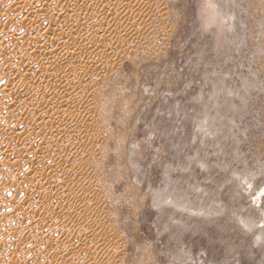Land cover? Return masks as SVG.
<instances>
[{
    "label": "rangeland",
    "instance_id": "rangeland-1",
    "mask_svg": "<svg viewBox=\"0 0 264 264\" xmlns=\"http://www.w3.org/2000/svg\"><path fill=\"white\" fill-rule=\"evenodd\" d=\"M127 1L0 0V264H264V0ZM94 39L104 52L70 65ZM92 65L78 121L50 142L67 118L44 108L77 91L55 79ZM64 146L82 157L72 174L60 159L43 171L46 157L31 169ZM50 186L61 193L37 194ZM44 209L62 221L29 235L54 220Z\"/></svg>",
    "mask_w": 264,
    "mask_h": 264
},
{
    "label": "bare ground",
    "instance_id": "bare-ground-1",
    "mask_svg": "<svg viewBox=\"0 0 264 264\" xmlns=\"http://www.w3.org/2000/svg\"><path fill=\"white\" fill-rule=\"evenodd\" d=\"M101 1H104V0H101ZM127 2H129V0L127 1ZM68 8H70V10L72 11V12H74L75 13V15H77V16H79V15H84L86 18H91V20H92V22H91V24L93 25V26H95L97 23H101L100 21H101V17H100V15H95V13L94 12H90V11H88V10H86V9H82V8H77V7H75V6H68ZM8 12V11H7ZM6 12V13H7ZM142 12V11H141ZM140 14V13H139ZM67 19L69 20L70 19V17L68 16L67 17ZM111 28H113V30H114V35L115 34H118L117 35V38L118 37H120V36H122L124 33H122V31H121V29L119 30V29H117V27H116V25H114V24H111ZM7 28H5V30H6ZM8 29H9V27H8ZM8 29H7V31H8ZM3 30V32L4 33H6L5 31H4V29H2ZM125 35V34H124ZM67 36V33L66 32H62L61 33V37L62 38H64V37H66ZM120 40V39H119ZM88 41V39L86 38V35L85 34H83V33H81V34H78V35H76V36H72V37H70L69 39H66V40H64V41H62V46H63V50L64 49H69V47H70V45H71V43L72 42H87ZM88 44H89V46H90V48H84L83 46H79V47H77L76 49H74L72 52H71V56H72V61L70 62V65H75L77 62H78V58L80 57V56H84L85 54H87V53H94V52H96L97 54L98 53H100V52H102V48H104V47H106V45H107V42L104 40V39H94V40H91V41H89L88 42ZM99 48H101V50H99ZM104 52V51H103ZM102 52V53H103ZM102 53H100V54H102ZM19 57L20 56H22V54H20V55H18ZM17 56V57H18ZM30 56L32 57V59H31V57H28L27 58V67L29 66H31L33 63H34V61L36 60V59H38L39 57H40V52L39 51H37V50H33V52L32 53H30ZM36 58V59H35ZM4 61V60H3ZM4 63V62H3ZM11 66V65H10ZM13 66V68H12V70L14 69V67L16 68V69H18V67H17V65L16 64H14V65H12ZM11 66V67H12ZM103 66V65H102ZM101 66V67H102ZM58 67L59 68H61L62 67V65H58ZM100 66H96V65H92V66H89L87 69V71L86 72H82V73H79V72H77V73H74V74H70L68 77H64V76H60L59 78H57V79H55V82H56V84H57V86H58V84H59V87L64 83V82H66V79L68 78H73V79H76V83H77V91H76V93H74L73 94V92L71 93L72 94V96L70 97V98H68L69 100H67L66 102H67V104H66V109H64V110H61V109H55V108H53V107H48V106H46L45 108H44V114L45 115H47V116H51V115H54V116H57V117H66L67 119H66V121H63L62 119H64V118H62L61 120V122H59L58 124H57V126L55 127V129L50 133V135H49V140H50V142L51 141H53V139H55L57 136H58V134H60L61 132H62V130L65 128V127H68V125H69V120L72 118V117H74L75 119H72V120H77L78 121V119H79V113L77 112V110H75V107H76V104L77 103H79V101H80V99H81V96H82V88L84 87V84L88 81V80H93V78H98L101 74V68ZM15 69V71H17ZM89 69H90V71H89ZM32 79H34V78H32ZM33 81V80H32ZM30 82V81H29ZM32 84H34V82H32ZM32 86V85H31ZM85 86H87V85H85ZM33 87V86H32ZM80 88V89H79ZM33 99H34V97H32ZM31 98V100H29L30 102L33 100ZM75 105V106H74ZM77 108V107H76ZM82 117V116H81ZM84 118H85V116H84ZM81 119V118H80ZM97 126V125H96ZM18 135V134H17ZM19 137V135L17 136V138ZM96 138V137H95ZM99 138V137H98ZM58 139H60V141L61 142H63V141H65V139L62 137V136H60V137H58ZM74 139H77V137L76 136H73V137H71V138H68V140H74ZM97 139V138H96ZM18 140V139H17ZM78 145H79V147L80 146H82V145H80V143H79V141H78ZM82 148V147H81ZM37 152V151H36ZM83 152V151H82ZM81 152V153H82ZM80 152L79 151H77V152H73V153H69V147L68 146H64V149H61L60 147H57V148H50V149H47L44 153H43V155H38V156H35L34 157V160H32L31 161V169H33V171H35L36 172V169L38 168V164H39V162L42 160V158L43 157H46V158H48L49 160L48 161H46L45 163H44V167H43V171H45V170H49L50 172H52L53 173V175L55 174L54 172H55V170H54V163H55V161L57 160V159H60L59 161H61V162H63V163H65V162H71L70 163V165L69 166H66L65 167V169H63V174H65V175H69V173H73V167L75 166H78V165H76L77 163H79V159L80 158H82L81 157V154H79ZM37 154V153H36ZM35 154V155H36ZM39 154V153H38ZM83 156V155H82ZM83 158H85V157H83ZM82 160V159H81ZM80 160V161H81ZM84 160V159H83ZM77 169V168H76ZM73 170V171H72ZM38 171V170H37ZM17 173V172H16ZM37 173V172H36ZM39 173L40 174H42L43 172H42V169H41V171H39ZM71 173V174H72ZM19 174V173H18ZM33 174H34V172H33ZM11 175V174H10ZM12 176H14V174L12 175ZM52 176V175H51ZM56 176V175H55ZM58 176V175H57ZM7 178H9L8 176L7 177H5V179H7ZM12 178V177H11ZM13 179V178H12ZM52 179V178H51ZM34 180V179H33ZM32 180H30V182H31ZM33 182V181H32ZM32 184V183H31ZM33 186V185H32ZM30 188H31V186H30ZM44 189H47V190H44ZM61 191H62V188L61 187H58V186H50V187H48V188H40V190H38L37 191V194L39 195V196H43V195H45V194H50V193H52V194H57V193H61ZM68 201H64V200H58L57 201V205L59 204V206H61V207H64V206H67L68 205ZM3 205V204H2ZM2 210H4V209H2ZM18 211V210H17ZM35 214H36V211L35 210H31V212H29V213H27L25 216H24V218L22 219V222H17V223H19V227L23 230L24 228H25V226L27 225V223H29V222H31L33 219H34V217H35ZM52 215V216H51ZM51 216V217H50ZM73 216H75V217H79V212L78 213H75L74 215H70L69 217H67V218H65V220L67 221V220H69L71 217H73ZM40 217H41V219H43L44 221L47 219V218H54V220L50 223V224H48L47 222H45V223H43V224H39V225H37L36 227H34V228H32V230L29 232V235H35V234H37V235H39V232L38 231H40V234H41V231L43 232V234L45 235V234H47L48 232H49V230H51L55 225H56V221L57 222H59V221H62V218L61 217H56V215L51 211V210H46V209H44V210H42V212L40 213ZM38 232V233H37ZM22 234V231L20 230L19 232H16V231H10L9 232V235H10V237L11 238H13V237H15V238H19V236ZM21 238V237H20ZM19 238V239H20ZM24 242V241H23ZM26 242V241H25ZM27 243V242H26ZM21 244H22V242H21ZM87 244V243H86ZM25 245V244H24ZM26 246V245H25ZM82 246V245H81ZM2 247H5V245L4 246H2ZM2 247H1V249H2ZM10 247V246H9ZM28 247V246H27ZM102 248V247H101ZM0 249V250H1ZM23 249H24V246H23ZM26 249V248H25ZM97 249V248H96ZM16 250V249H15ZM46 250V249H45ZM4 251V250H3ZM17 251V250H16ZM3 253V252H2ZM61 258V257H60ZM65 259H66V257H63V258H61V262H63V260L65 261ZM67 260V259H66ZM60 262V261H59ZM64 263H66V262H64ZM78 264V263H77Z\"/></svg>",
    "mask_w": 264,
    "mask_h": 264
},
{
    "label": "snow or ice",
    "instance_id": "snow-or-ice-1",
    "mask_svg": "<svg viewBox=\"0 0 264 264\" xmlns=\"http://www.w3.org/2000/svg\"><path fill=\"white\" fill-rule=\"evenodd\" d=\"M261 180L264 181V172L261 173Z\"/></svg>",
    "mask_w": 264,
    "mask_h": 264
}]
</instances>
